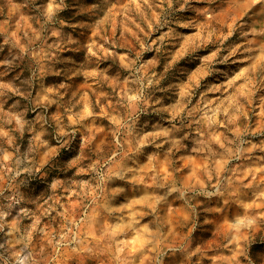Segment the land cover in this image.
<instances>
[{
	"label": "rangeland",
	"instance_id": "obj_1",
	"mask_svg": "<svg viewBox=\"0 0 264 264\" xmlns=\"http://www.w3.org/2000/svg\"><path fill=\"white\" fill-rule=\"evenodd\" d=\"M0 49V61H12L0 64V252L9 264L17 252L28 264H156L160 252L163 264H264V0H0ZM131 61H154L148 71L159 87L131 134L114 137L113 120L127 115L121 93ZM47 101L55 103L45 110ZM70 129L75 142L60 135ZM93 134L94 147L84 148ZM145 137L137 159L131 149ZM117 139L128 151L120 163L136 170L125 175L139 174L154 155L163 188L117 181L93 199L97 174L121 151ZM40 141L59 155L37 173L33 161L47 152L32 151ZM165 169L175 184L162 179ZM218 179L230 182L225 197L188 201L199 214L194 233L179 191L157 199L186 184L212 190ZM116 186L127 194H114ZM237 217L257 223L229 243ZM179 245L187 251L173 262L169 246Z\"/></svg>",
	"mask_w": 264,
	"mask_h": 264
},
{
	"label": "clouds",
	"instance_id": "obj_2",
	"mask_svg": "<svg viewBox=\"0 0 264 264\" xmlns=\"http://www.w3.org/2000/svg\"><path fill=\"white\" fill-rule=\"evenodd\" d=\"M63 3V0H61V4ZM66 7V6H64ZM47 18L50 21L52 19V16L54 15L53 9L50 7L47 10ZM54 35H59V32L54 33ZM70 42H75L73 38L70 37ZM147 50V49H146ZM2 51V49H0ZM26 51L25 49H22L21 52L23 53ZM137 59H139V54L137 56ZM12 61L10 60H3L0 61V64L10 65ZM136 63V61H131L126 67L129 69H132L133 72V78L126 81V84L130 85V87L126 88L121 93V100L123 101L124 107L127 109V115L120 117L119 119H114L113 123L116 125V130L113 133L114 137H120L121 135H129L133 131L134 127L139 125L140 123V116L146 115V106L147 101L151 99V94L153 92V89H156L159 87V79H157V74L152 71H148L149 67L153 65L154 61H149L148 63L143 64L142 66L133 68V65ZM59 75V73H57ZM46 100V98H45ZM51 103H55L54 101H47L45 103V110H47L48 106ZM87 115H93L90 111L86 112ZM37 122L41 123L42 125L44 123H47L46 117L43 115L37 116ZM22 123V122H21ZM75 124L80 123V119H77L73 121ZM167 135V133H164ZM60 135L64 136H71L72 140L75 142L77 138V133L75 129H70L69 131H65L60 133ZM59 138V137H57ZM38 139V138H37ZM94 139L93 136H88L83 141V147L89 148L91 150L94 145L92 144V141ZM127 142V141H126ZM117 145L120 147V152H113L112 156L109 158L110 161H113V166L108 171L103 173H98V183L95 185L94 188H92L93 193V199H97L98 197H103L104 194V185L105 184H115L117 181H125V182H131L134 185H141V184H147L148 186L156 185L157 187H164V184H157L156 178L160 177L161 173L158 170V168L152 166V162L156 160V157L153 155L150 157L149 165H147L145 168L139 170V174H134L133 176L129 177L125 175V173H135L136 170L133 168L125 167L120 163V160H123L125 157H128V151L123 149V146L120 143V140H116ZM146 144H149L147 141V138L140 139L137 146L135 148H132L131 151L138 153L137 159H140L144 153L140 152V149L144 147ZM159 147V145H157ZM41 148L47 149L46 152V158L40 162V164H35L33 161V170L37 173L40 172V169L44 167L45 164L49 162L48 158L56 157L59 155L58 150L55 148H52L48 141H40L39 143L35 144L32 148L33 152H38ZM121 152L123 153L121 155ZM119 157V159H117ZM8 159H11V156L8 157ZM81 159V157H76V160L78 161ZM134 163L135 161H130ZM228 164V159H223L220 161L219 168L217 170V176H219L220 172L225 170V166ZM72 166L71 164L69 165ZM97 166L92 167V171H96ZM25 171H29V169H25ZM151 171L153 175L149 177V180H145V176L148 175V172ZM211 175V173H209ZM48 177L45 176L44 179H47ZM162 179L167 182L168 180H172V183L175 184V178L172 176L170 172L167 171V169L164 170V176ZM87 186V182H85ZM230 182L222 183L221 180H217L215 184L212 185V190L208 189V186L206 184H199V186L196 185H189L186 184L183 188V190L177 189L176 187H169L167 189V195H163L158 197V201L160 203H166L167 200L173 196L174 193L179 191V199L184 201L185 204H187L188 208L190 209V216L186 217V219H189L192 221L191 228L189 229L190 233H194L200 225L196 223V219L198 218L199 214L197 213V208L195 204L188 203L189 200H195L197 203L201 200V198L211 202L214 197H225L226 193L230 191L229 187ZM56 185L53 184V187ZM97 189H99V193H97ZM114 194H127V191L124 187L116 186L114 189ZM234 194V193H233ZM84 195H87V193H84ZM226 203V201H225ZM100 207L104 208V210L108 214H112L113 212L120 211V209L111 208V207H105V205H100ZM215 211L217 212H223L224 209L222 207H216ZM152 212L155 213L156 209L153 207ZM208 221L205 220V223ZM256 219H245L237 217L234 222H230L228 225V242L229 243H239L246 238L239 235L243 230L251 229L256 226ZM40 224L39 217L36 218V220L33 223V227L30 230L29 233V240L33 239V233L37 232V225ZM79 227V225H77ZM160 227L162 225L157 226V232H159ZM0 230H2V226H0ZM69 232L72 230L69 229ZM149 229L147 225H145L144 232H148ZM235 232L237 235L235 236V239L233 238L232 232ZM41 234H43V230H41ZM155 235V233H154ZM64 239L67 240V234H65ZM72 240H78L79 235L77 233H73L71 236ZM0 249H4V245L0 244ZM169 250L173 253L172 261L174 262L176 259V254H184L187 249L183 245L179 246H169ZM43 251V249H41ZM167 253L160 252L158 253L159 258L156 261V264H163V257ZM16 256L18 258L17 264H28L29 257L27 255L21 257V254L19 252L16 253ZM0 261H3V264H9V258L4 255L3 252H0Z\"/></svg>",
	"mask_w": 264,
	"mask_h": 264
},
{
	"label": "bare ground",
	"instance_id": "obj_3",
	"mask_svg": "<svg viewBox=\"0 0 264 264\" xmlns=\"http://www.w3.org/2000/svg\"><path fill=\"white\" fill-rule=\"evenodd\" d=\"M211 8V7H210ZM227 9V8H226ZM206 21L208 22V21H210L211 22V19H206ZM232 27V26H231ZM233 37H235V35L233 36Z\"/></svg>",
	"mask_w": 264,
	"mask_h": 264
}]
</instances>
